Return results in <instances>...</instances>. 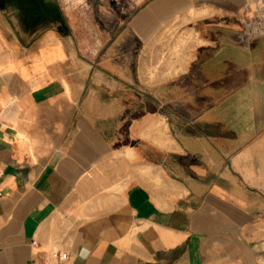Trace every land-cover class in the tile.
<instances>
[{"label": "crops", "instance_id": "crops-1", "mask_svg": "<svg viewBox=\"0 0 264 264\" xmlns=\"http://www.w3.org/2000/svg\"><path fill=\"white\" fill-rule=\"evenodd\" d=\"M39 1L0 0V264H264V0Z\"/></svg>", "mask_w": 264, "mask_h": 264}, {"label": "rangeland", "instance_id": "rangeland-1", "mask_svg": "<svg viewBox=\"0 0 264 264\" xmlns=\"http://www.w3.org/2000/svg\"><path fill=\"white\" fill-rule=\"evenodd\" d=\"M28 4L29 5L35 4V0H28ZM39 4L44 6L45 14L47 13V15H50L51 13H53L51 8H50L51 3H49L48 0H43V1L40 0ZM261 11H262V13H264V7H262ZM258 29L264 30V24H262V26L259 27ZM181 38H182V36H180L179 39L172 42L171 49L167 48L164 52H162L161 54L156 56V63H163L165 58L167 59V56L169 55V54H165L168 51L172 53L171 56H168V58L171 57L173 62L180 61V59H182V57H181L182 39Z\"/></svg>", "mask_w": 264, "mask_h": 264}, {"label": "built area", "instance_id": "built-area-1", "mask_svg": "<svg viewBox=\"0 0 264 264\" xmlns=\"http://www.w3.org/2000/svg\"><path fill=\"white\" fill-rule=\"evenodd\" d=\"M52 256L58 260H63L67 257L65 252H58V251L52 252Z\"/></svg>", "mask_w": 264, "mask_h": 264}, {"label": "bare ground", "instance_id": "bare-ground-1", "mask_svg": "<svg viewBox=\"0 0 264 264\" xmlns=\"http://www.w3.org/2000/svg\"><path fill=\"white\" fill-rule=\"evenodd\" d=\"M14 77V76H13Z\"/></svg>", "mask_w": 264, "mask_h": 264}]
</instances>
